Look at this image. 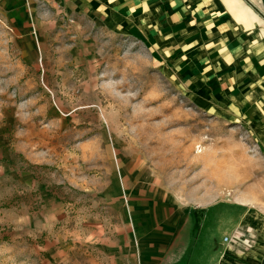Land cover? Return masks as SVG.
<instances>
[{"label":"rangeland","instance_id":"1","mask_svg":"<svg viewBox=\"0 0 264 264\" xmlns=\"http://www.w3.org/2000/svg\"><path fill=\"white\" fill-rule=\"evenodd\" d=\"M138 37L51 5L21 18L0 2V264H130L118 251L127 205L152 209L161 188L200 205L192 264L222 240L197 199L233 162L252 179L260 149L244 120L199 108Z\"/></svg>","mask_w":264,"mask_h":264},{"label":"crops","instance_id":"2","mask_svg":"<svg viewBox=\"0 0 264 264\" xmlns=\"http://www.w3.org/2000/svg\"><path fill=\"white\" fill-rule=\"evenodd\" d=\"M0 2L10 3L21 18L33 17L44 5H51L136 34L137 40L150 45L199 108L244 120L260 149L259 156L253 155L259 167L248 180L238 157L240 163H232L230 177L217 169L211 199H197L208 204L203 207L204 214L214 209L213 217L223 228L220 243L212 245L207 240L212 251L203 264H264V0ZM123 194H129L126 187ZM130 201L131 230L128 242L118 249L133 256L130 264H192L193 255H188L191 218L200 205L195 207L164 188L152 209L144 210ZM220 204L228 208L216 209ZM228 220L232 227L225 229ZM229 233L236 235L225 242Z\"/></svg>","mask_w":264,"mask_h":264},{"label":"built area","instance_id":"3","mask_svg":"<svg viewBox=\"0 0 264 264\" xmlns=\"http://www.w3.org/2000/svg\"><path fill=\"white\" fill-rule=\"evenodd\" d=\"M229 240V238L228 237H225V241H228Z\"/></svg>","mask_w":264,"mask_h":264},{"label":"bare ground","instance_id":"4","mask_svg":"<svg viewBox=\"0 0 264 264\" xmlns=\"http://www.w3.org/2000/svg\"><path fill=\"white\" fill-rule=\"evenodd\" d=\"M200 151H201V150H200ZM200 151H199V152H200Z\"/></svg>","mask_w":264,"mask_h":264}]
</instances>
